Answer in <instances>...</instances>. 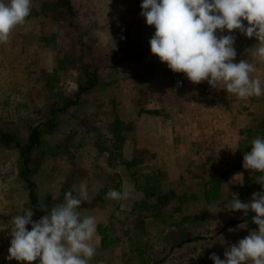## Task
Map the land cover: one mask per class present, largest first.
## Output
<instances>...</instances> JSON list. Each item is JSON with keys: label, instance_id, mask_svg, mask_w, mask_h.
Here are the masks:
<instances>
[{"label": "rangeland", "instance_id": "1", "mask_svg": "<svg viewBox=\"0 0 264 264\" xmlns=\"http://www.w3.org/2000/svg\"><path fill=\"white\" fill-rule=\"evenodd\" d=\"M53 1L32 0L26 23L0 44V136L12 139L10 147L0 141V197L24 214L22 207L33 208L21 193H29L31 180L41 207L50 211L68 191L79 197L85 182L88 201L80 211L98 222L90 264H214L213 253L225 259L228 248L258 230L252 220L229 226L245 214L225 204L234 194L250 202L264 191L256 182L261 173L242 166L254 128L264 125V95L252 97L253 125L233 143L219 149L206 140V152L202 144L191 149L189 137L173 126L188 117L186 97L203 91L225 104L231 94L206 81L192 84L151 53L155 28L140 14L142 0H71L74 18L53 10ZM231 34L234 62L248 60L264 70L252 55L255 37ZM36 126L40 145L29 154L33 172L24 177L16 142L29 146ZM215 183L220 199L208 203ZM110 189L130 196L106 199ZM100 228L113 245L106 246Z\"/></svg>", "mask_w": 264, "mask_h": 264}, {"label": "clouds", "instance_id": "2", "mask_svg": "<svg viewBox=\"0 0 264 264\" xmlns=\"http://www.w3.org/2000/svg\"><path fill=\"white\" fill-rule=\"evenodd\" d=\"M140 7L146 24L155 28L150 51L172 72L183 73L194 85L206 81L241 99L264 95V81L254 75L257 65L248 60L234 62L236 37L231 34L237 30L255 37L258 46L252 55L264 63V0H142ZM31 8L32 0H0V44L8 43L11 33L26 23ZM225 30L229 34L224 35ZM242 166L261 173L256 182L264 186V138L251 141ZM129 196L128 191L110 189L105 198L119 201ZM87 201L88 186L82 182L79 197L66 192L64 202L50 211L41 207L47 214L38 221L32 220L30 208L14 216L7 259L27 264L37 260L39 264H90L96 255L98 222L95 216H82L80 205ZM225 209L245 215L254 212L252 222L258 230L228 248L225 259L215 253L209 259L214 264H264V191L253 193L250 202H241L234 194Z\"/></svg>", "mask_w": 264, "mask_h": 264}, {"label": "crops", "instance_id": "3", "mask_svg": "<svg viewBox=\"0 0 264 264\" xmlns=\"http://www.w3.org/2000/svg\"><path fill=\"white\" fill-rule=\"evenodd\" d=\"M254 75L259 76L264 81V70L259 68ZM207 97L203 91L187 96V114H184V117L187 115L188 117L185 118V122L176 119V122L173 123L176 131L180 129L184 137H189L186 143H189L191 149L198 148L202 144L205 147L202 149L203 152H206L208 148L206 140L210 142L209 145L224 149L227 143H233L235 139L239 138L238 134H240L241 129L253 125V105L256 107L252 98L241 99L234 94L227 97L228 101L225 104L215 94L211 96L213 98ZM21 193L23 204H26L30 199L29 193L27 191ZM1 195L2 191H0ZM14 203L16 208L21 207L15 199ZM22 208L26 211L30 207ZM16 215H18L16 209L8 206L7 202L0 197V264L7 259L11 240V237L6 238L4 229Z\"/></svg>", "mask_w": 264, "mask_h": 264}, {"label": "trees", "instance_id": "4", "mask_svg": "<svg viewBox=\"0 0 264 264\" xmlns=\"http://www.w3.org/2000/svg\"><path fill=\"white\" fill-rule=\"evenodd\" d=\"M50 4L53 6V10L58 11V13H61L64 16H72L74 18L75 9L71 3V0H54L53 2L49 3V6H50ZM57 7H58V9H56ZM88 82L90 83V86H91L94 83V78H92L91 80H88ZM88 89L89 88H84L80 92L87 91ZM253 136L254 137L259 136L261 138H264V125L254 128ZM39 139H40V128H39V126H36V127H33L31 129V132H30V135L28 138L29 146L24 147L20 143L16 142V146H17V148H19L20 154H21L22 160H23L22 163L24 165L23 166L24 170L22 173L24 174V177H26L28 174H32V172H33V170L30 168L29 154L34 149V147H38L40 145ZM0 141L7 147H10L12 145L11 136L8 134H1ZM27 184H28V187L30 188L29 197H30L31 203L33 205L32 209L36 215L35 220L38 221L40 219L39 218V212L41 210V204L39 201V197H38V194L36 192L35 184L31 180H28ZM209 195L210 196L207 199L208 203H212L213 201H217L220 199L218 183L214 184V186L209 191ZM254 215H255L254 212L249 211L247 213V215H245L240 221L233 220V221L229 222V226H232V225L234 226L235 224H237L239 222L251 221ZM98 231H99L100 235H103L104 238L106 239V246L113 245V241L111 238H109V236L107 235L108 233L105 229L100 228ZM33 264H36V261L33 262Z\"/></svg>", "mask_w": 264, "mask_h": 264}]
</instances>
